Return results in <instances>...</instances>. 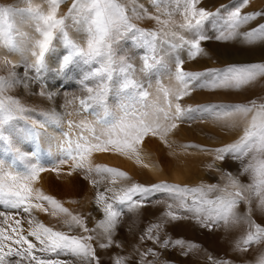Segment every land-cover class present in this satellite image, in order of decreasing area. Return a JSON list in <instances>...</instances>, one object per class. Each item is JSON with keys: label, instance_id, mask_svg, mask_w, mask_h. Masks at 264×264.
Instances as JSON below:
<instances>
[{"label": "snow or ice", "instance_id": "6c2138e0", "mask_svg": "<svg viewBox=\"0 0 264 264\" xmlns=\"http://www.w3.org/2000/svg\"><path fill=\"white\" fill-rule=\"evenodd\" d=\"M66 0H49L51 7L62 5ZM153 7L157 8L162 17L173 15L171 11L160 9L159 0H150ZM251 0H239L232 7L220 5L210 10L204 7V0H175L178 10L182 11L183 23L180 27L190 34L179 41H172L174 50L184 51L186 58L177 55L175 58V80L181 86L175 94V106L169 100L167 111L156 108L149 103L150 92L135 78V66L131 59L118 56L116 49L121 41L133 39L136 45L143 50L140 56L144 68H150L155 61V53L162 42L161 36H167L169 20L160 19L147 13V9L139 4V0H73L68 16L52 20L40 19L43 26L39 29L40 39L36 40L31 52L32 62L25 65L34 75L27 74L21 80L13 72L11 78L0 77V92L7 86L22 84L29 89L32 82L40 85L36 95L52 103L61 92L55 91L45 82V75L54 77L76 76L79 73L76 66L79 63L91 65L82 77L83 96L65 100V111L69 106L77 105V115L81 111H88L90 106L100 107L105 115L108 114L107 100L114 91L124 94L135 90V95L130 100L135 103L122 104L121 115L116 122L105 126L101 120L94 121H69V129H77L73 136L71 131L64 133L59 145L61 159L54 168L61 172L67 167L66 174L71 176L79 174L81 178L97 189L94 203L102 213V219L97 220L96 227L89 229L87 223L79 226L80 232L73 235L54 231L43 232L34 226V214L28 209L30 200L37 198V194L26 195L27 179L16 178L7 180L0 174V264H106L100 252L107 255V264H129L131 255L113 253V248L123 250V244L114 239L116 228L119 226L123 213L117 205H130L136 207H156L165 204V211L155 224L150 223L142 233V243L151 242L155 247L143 249L144 257H151L148 264H171L161 259V250H180L184 257L200 250L201 244L187 241L183 237L172 238L167 229L170 225L187 224L194 230L202 233H212L223 229L226 233L239 223L245 226L243 235L238 236L233 243V250L242 254H249L254 248L264 244V220L257 219L250 211L244 214L238 212L240 204L245 203L244 191H250L258 200V207L264 210V100L257 102L233 103H205L201 105H185L186 97L195 91L206 90L212 95L223 93L234 94L233 90L254 86L258 78H264V60L252 62L230 63L222 68H209L200 71L187 70L188 62L196 63L198 59L207 56L202 43L208 41L229 42L241 38L242 43L252 45L264 41V23H257L254 28L241 33L240 29L249 23L264 19V9L248 12ZM123 5V6H122ZM86 13V15H85ZM84 16L86 31L88 33L87 48L81 46L67 29L66 21L71 17L75 22L76 15ZM134 18L155 19L165 28L159 30H145L133 23ZM4 21H0V43L11 47V39L5 40ZM208 25H211L209 34ZM59 33V35H57ZM57 40L60 49L55 46ZM167 42V41H163ZM54 53V55H53ZM55 68L49 66V62ZM0 63L9 61L0 58ZM119 67L120 77L113 72L114 67ZM13 67H19L14 64ZM62 80H58L61 83ZM89 83L92 86H88ZM66 87H68L66 85ZM238 94V93H237ZM137 104L139 107H137ZM34 109L24 108L19 105L18 98L5 101L0 97V127L14 119L13 113L32 112ZM163 112L164 119L178 121L179 127L185 120L194 119L195 113H200L203 118L211 119L223 127L232 129L241 124L242 134L231 142L219 144L215 147V159L220 162L232 160L238 164L237 174L216 168L222 172L221 184H200L187 186L167 181L151 185H141L133 182L126 187L116 188L120 180H130L120 169L98 165L92 159L95 152L119 154L113 149L136 148L150 137V131H162L167 138L168 131L159 123V115ZM43 120H34L29 126L37 136L38 127L44 123L63 124L64 117L55 108L39 113ZM72 115V113H68ZM246 122V125L244 124ZM169 147L171 145H168ZM195 144H185L184 147H195ZM206 148V146H201ZM102 149V151H95ZM173 155V153H170ZM34 166L33 171H35ZM209 169L214 164L208 165ZM155 166L153 171H158ZM249 177L247 184H242L239 176ZM215 193L212 195L211 193ZM163 194L164 200L156 199ZM170 201L169 203H165ZM250 209L251 201H247ZM127 210V209H126ZM20 215L21 220L15 221L18 225L13 229L9 220H14ZM27 220L29 227L23 226ZM163 233V235H161ZM95 241V243L93 242ZM103 241V242H102ZM137 252L135 264H141V251L133 245ZM208 264H235L228 257L220 258L212 255L207 257ZM244 264H264V249L258 251L253 260H246Z\"/></svg>", "mask_w": 264, "mask_h": 264}, {"label": "rangeland", "instance_id": "374dc122", "mask_svg": "<svg viewBox=\"0 0 264 264\" xmlns=\"http://www.w3.org/2000/svg\"><path fill=\"white\" fill-rule=\"evenodd\" d=\"M223 1L225 0H204L203 6L210 10H214L220 7V5L232 7L234 4L239 3V0H229L226 4H222ZM258 1L262 5H260V8L263 9L264 0ZM159 2L160 9L171 11L173 15L170 17H162L160 16L159 10L153 7L150 0H139V4L147 9L149 15L170 21V24L166 26L168 35L161 36L162 42L157 47L155 61L152 66L147 69L144 68L140 59V56L143 55L144 52L136 45L135 40L131 38L121 41L120 46L116 49V54L118 56L127 55L131 59L132 64L135 66V78L150 92L149 103L153 104L156 108L167 111L169 100H171L174 109L176 103L175 94L181 89V86L175 80V58L177 55L186 58V49L184 51L174 50L171 47V43L174 40L179 41L181 36L187 39L190 34L184 32L180 27L184 22L183 15L182 11L177 9L175 0H159ZM256 2L257 0H251L250 7H248L246 11H253L251 5ZM72 4L73 0H66L62 5H57L53 8L50 6L49 0H0V21L5 22L3 25L5 40L10 38L12 42L11 47L7 46L6 43H0V58L9 61V63H0V77L11 78V74L15 72L16 76L23 80L26 74L29 77L34 75L30 69L25 68V65L31 64L33 59L31 52L34 43L36 40L40 39L39 29L43 26V21L40 18H51L52 20L65 18L68 16L69 8ZM76 20L79 21V23L69 17L66 21L67 29L71 36L78 41L81 46L87 48L88 33L86 31L84 16L77 14ZM133 23L145 30H159L161 32L165 30L155 19L134 18ZM208 30L210 32L209 34H211V25H208ZM57 35H59V33H57ZM225 43L226 42H216L214 40L202 43V47L205 48L208 55L200 57L196 63L188 62L185 65L186 69L200 71L209 68H222L235 62H252L246 60L241 61L237 59V57H233L232 59L224 58L218 45H224ZM55 46L57 47V51L61 50L58 40ZM14 64H18L19 67L14 68ZM49 66L55 68V65L51 64V61L49 62ZM89 67H91V65L79 63L76 66L79 75L69 76L67 79H64L62 76L54 77L52 74L45 75V82L47 85L51 86L55 91L61 92V95L57 97L55 103L45 100L35 94L40 88V85L36 82H32L29 89H25L22 84H16L14 86H7L0 92V97H3L6 102L9 101L10 98H18L21 107L35 110L24 113L14 112V119L10 123H6L0 127V157L3 154H7L11 149H14L15 144H18L20 139L26 146H30L31 143L34 144L36 142L34 139L35 137L39 138V135L37 136L30 130L29 126L32 124L30 122L34 120H43V117L39 115L41 111L55 108L58 113L63 115L64 122L62 125L65 126L69 124L70 119V121H79L81 119L94 121L99 119L105 126H110L114 124L118 116L121 115L122 104L135 103V100L129 99L135 95V90L124 94H119L114 91L109 95L107 100V115L103 113L104 111L102 108L95 106H90L88 111H81L79 115H77L78 101L77 105L69 106L65 111L63 105L65 104L66 98L71 99L73 95L76 97L83 96L82 77L85 72L89 70ZM113 72L117 78L120 77L118 66L113 68ZM58 80H62V82L58 83ZM66 85L68 87H66ZM88 86L92 85L89 83ZM251 97L253 96L250 95L248 100ZM251 100H255L259 103L264 100V96H257ZM233 102L237 101L232 98H227L223 93L212 95L206 90L195 91L190 97H186L183 101L185 105L192 106L205 103ZM137 107H139L138 104ZM68 113H72V115H68ZM111 113L116 114L114 115L115 120L108 123L107 117ZM193 115L194 119L185 120L179 127H176L178 121L164 119L163 112H161L159 115V123L164 129H167V138L165 139L162 131H150L147 133L150 137H156L149 138L144 143L156 154L159 166L164 174L162 179H155L146 173L144 174L138 171L131 172L123 166H113L105 160H101L102 157L99 156L92 157V159L98 165L120 169L131 177L130 180H120L116 188L126 187L133 182H138L141 185H151L164 181L180 184L182 186H198L202 183L222 185L224 183L222 180L223 174L222 172L216 171V168L226 170L232 174H237L238 164L234 163L232 160L222 163L218 159H215L216 154L214 149L219 144L237 139L239 137L238 135L242 134L240 131L242 125L238 123L235 128L230 130L211 119L203 118L200 113H195ZM48 122L53 123L52 121ZM48 122L46 121L45 124ZM244 124L246 125V122H244ZM67 127L66 131H69V127ZM225 128L228 129V133L225 131ZM39 129L40 127H38L36 131H39ZM58 129L62 130L60 128ZM24 132L25 134H22ZM229 134H233V136L229 137ZM26 137L28 138L26 139ZM185 144H195L196 146L184 147ZM168 145H171L170 148ZM201 146H206V148H202ZM170 153H173V155H170ZM210 164H214L212 169L208 167ZM175 166L187 170V177L184 181H174L170 178V174ZM51 167H54V165L48 166L47 168ZM62 171H64V169ZM65 175V173L63 175V172L59 173L60 179L63 180V176L65 178L63 186L58 184V178H54L50 180V185L54 183L55 189L47 187L43 195L37 196L40 200H42V198L44 200H42L43 207L38 206L41 210L39 212L41 215L39 213L38 215L35 214L34 211L28 207L35 217L34 226L38 225V230L43 232H49L50 229L54 230L51 235H55L57 232L69 233L70 231L75 235L80 232L79 226L84 225L85 222L89 229H94L97 220L102 219V213L97 209L94 203L97 189L92 187L88 181L83 180L79 174L71 176L66 175V177ZM239 179L242 184H247L249 182L248 176L240 175ZM57 185L58 187H56ZM211 194L215 195L214 192ZM154 198L164 200L163 194ZM244 198L246 202L240 204L238 212L244 214L246 211H250L257 219L264 220V210L258 207L257 198L247 190L244 191ZM249 200L251 201L250 209L247 205V201ZM169 202L170 201H166L165 203ZM117 209L121 211L123 215L120 217V223L116 228L114 239L123 244V250L113 248L111 251L113 253L119 252L121 255H131L132 259L129 261V264H135L136 258L138 259V257L137 252L133 251L132 246L136 245L141 250L139 252V255L142 257L141 264H148V260L152 258H145L142 250L155 246L151 242L142 243L140 237L150 223L155 224L158 222L161 218V213L165 211V204L156 207L146 206L144 208L130 205H117ZM0 218H3L2 213H0ZM19 220H21L20 215L16 216L14 220H9V224L12 225L13 229L18 227L15 221ZM23 226L25 228L29 227L27 220L24 221ZM167 231L172 238L183 237L187 241L197 242L202 245L200 250L187 257L182 256L179 249H157V251L162 252L161 259L169 261L171 264H208V255L220 258L228 257L235 261V264H244V261L253 260L256 253L264 249V244H261L259 248H254L249 254H242L233 250L235 239L245 232L243 223L237 224L227 233L222 228L212 233H202L183 223L170 225ZM161 235H163V233H161ZM93 242L95 243V241ZM100 254L107 264V255L103 251H101ZM155 264H161V260H156Z\"/></svg>", "mask_w": 264, "mask_h": 264}, {"label": "bare ground", "instance_id": "6f19581e", "mask_svg": "<svg viewBox=\"0 0 264 264\" xmlns=\"http://www.w3.org/2000/svg\"><path fill=\"white\" fill-rule=\"evenodd\" d=\"M228 1L229 0L227 1L225 0L223 1L222 4H226ZM260 5H261L260 2L257 0L256 3L251 5V8L253 9V11L262 10V8H260ZM257 23H264V19L249 23L248 25L242 27L240 29V32L243 33V32L248 31V29L250 28H254ZM218 47L221 49L223 56L226 59H232L233 57H237V59L241 61L264 60V41L262 42L258 41L255 44L248 45V44L242 43L241 38H237L234 41L232 40V41L226 42L224 45L222 44L220 46L218 45ZM233 93L234 94L226 95V97L232 98L233 100L237 102L248 101V97L250 95L253 97L249 98V100L257 96H264V78H258L254 86L245 87L239 90H233ZM114 115L116 114L111 113L107 117L108 123H111L112 121L115 120ZM39 120H42V119H39ZM65 124H66V121H65ZM67 126L62 125V124L58 125V123L54 124L51 122H48L46 124L44 123V127L40 128L38 131L39 138H36L34 136L35 137L34 140L36 142L34 144L31 143L30 146H26L25 143L21 141L20 139V141H18L19 143L15 144L14 149H11L7 154H3L0 157L1 158L0 159V174H3L7 180H15L16 178H26L27 179V189H28L25 192L26 195H31L33 193H36L37 196L43 195L47 187L55 189L54 183H51L50 185V180L54 178H58V184L63 186L65 182L64 176L62 177L63 180L60 179L59 178L60 172L56 171L54 167H51V168H47V167L51 165L52 166L56 165L58 161L61 159V152L59 150V145L62 142L64 133L71 131L73 136L76 135L77 130L73 128V129H69V131H66ZM58 128L62 130H59ZM225 131L228 133V129L225 128ZM22 134H25V132ZM230 136L232 137L233 134H229V137ZM27 138L28 137H26V139ZM137 147H138V151L136 150V148H133V147H129L123 150L119 148L113 149L114 152L119 153L118 155L95 152L93 153L92 157L99 156V157H102L101 160L103 159L107 163L113 166H116V165L123 166L124 168L128 169L131 172L138 171L144 174L146 173L147 175H150L154 177L155 179H162L164 174H163L161 167L159 166V162H158L157 156L154 153V151L149 149L145 145V143H143L142 145L138 144ZM95 151H102V149H95ZM34 166H38V167H35V171H33ZM155 166L158 167L159 169L158 171H153V168ZM66 169L67 167L65 166L64 171H62L63 175L64 173L66 174L67 172ZM186 174H187L186 169L178 168L175 166V168L172 170L170 174V178H172V180L174 181H184L187 177ZM56 187H58V185ZM42 200H40L39 198H34L33 200H30L28 203V207L31 210H33L34 213L37 215L41 211L40 208H38V206L43 207Z\"/></svg>", "mask_w": 264, "mask_h": 264}]
</instances>
